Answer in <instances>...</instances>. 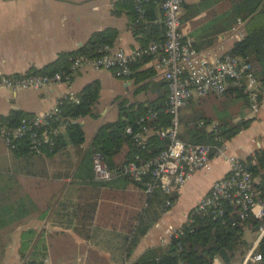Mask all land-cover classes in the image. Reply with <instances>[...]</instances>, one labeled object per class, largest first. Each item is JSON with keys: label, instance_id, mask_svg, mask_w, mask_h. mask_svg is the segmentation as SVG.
Returning <instances> with one entry per match:
<instances>
[{"label": "crops", "instance_id": "obj_1", "mask_svg": "<svg viewBox=\"0 0 264 264\" xmlns=\"http://www.w3.org/2000/svg\"><path fill=\"white\" fill-rule=\"evenodd\" d=\"M131 16V8L124 0H0V77L40 70L55 62L61 53L78 50L94 33L106 29L117 32L114 50L131 52L141 48L147 29L134 33ZM198 29L197 20L182 24V33L193 42ZM234 43L227 33L210 46L197 47L199 52L219 54L220 47L230 51ZM156 63L157 59L151 58L137 68L135 73L144 72L137 77L139 81L117 78L108 70L83 68L74 72L68 83L41 90H0L2 119L17 111L44 115L69 94L77 96L93 82L100 85L94 106L97 116L78 120L85 134L78 151L67 146L51 157H19L0 139V264H130L149 249H165L169 243L166 231L182 227L213 184L228 175V164L212 159L210 171L195 173L177 190L174 206L142 238L129 260L115 251L114 239L122 234L129 218L133 222L139 210L133 191L118 183L105 187L98 182L75 180L74 175L102 124L116 121L122 109L147 105L158 96L154 85L162 79ZM257 94L261 98L257 112L253 111L255 118L245 119L244 109L239 108L238 113L224 119L235 117L233 123L252 120L246 130L226 142L227 155L241 162L264 148V86L259 85ZM212 97L192 99L181 114L203 113L201 104ZM249 104L251 107L244 106L252 110L250 98ZM60 153L64 155L59 157ZM250 231L257 236L248 251L259 234L258 229ZM242 261L238 260L240 264Z\"/></svg>", "mask_w": 264, "mask_h": 264}, {"label": "trees", "instance_id": "obj_2", "mask_svg": "<svg viewBox=\"0 0 264 264\" xmlns=\"http://www.w3.org/2000/svg\"><path fill=\"white\" fill-rule=\"evenodd\" d=\"M131 8L130 27L134 33L137 30L145 31L146 37L141 48L150 43H161L164 39V26L160 21L161 0H150L144 5L145 14L143 19H139L134 12L132 2L124 0ZM183 16L181 24L199 18V29L194 36L193 47L199 51L198 44L204 46L212 45L221 36L230 33L235 27L237 20L244 23V35L231 47L229 54L237 57L253 68V75L259 85L264 86V0H197V3H183ZM117 37L116 30L106 29L94 33L88 42L74 52L61 53L58 59L52 64L40 69L33 70L28 74L51 76L56 73H69L70 59L76 56H84L91 59L102 55L105 47L112 48ZM151 58H145L131 65L132 74L129 78H137L142 73H135L138 67L146 63ZM146 71L145 73H150ZM159 91L155 100L147 105L137 104L129 108L122 109L118 119L114 122L102 124L96 131L88 149L78 165L74 175L75 180L96 182L92 173L93 156L100 155L108 168L118 172L124 165L133 162L136 158L142 160H152L156 158L166 147V141L160 140L157 135L150 136L144 147L134 143L131 136L126 134V129L131 128L134 132L139 131L138 121L144 118L149 111L159 113V122L148 123L149 127L164 129L168 126V116L164 114L168 97L167 84L164 80L154 85ZM100 93V85L93 82L84 87L77 94L78 103L64 101L59 106L58 121H50V128L60 130L55 136H51L52 145L43 144L40 153L32 150V142L29 134L14 140L13 147L10 148L15 155H46L51 157L67 146L80 148L85 141V134L78 120L87 116L96 117L94 106L96 105ZM231 99H240L247 105L250 93L245 88H231L225 95ZM261 96H257L260 101ZM34 115L22 112H13L8 117L0 119V127H5L7 131L13 132L25 119H31ZM232 119L218 120L212 119L201 113L190 115H180L179 138L186 144L204 145L211 149V158L214 157L215 149L228 142L241 131L246 130L252 120L240 119L233 123ZM159 123V125H157ZM212 123H217L216 130L211 129ZM45 128L37 131L41 133ZM252 177L253 192L257 200L264 202V148L256 150L253 155L247 157L243 162ZM149 176L141 180H135L128 176L119 175L105 187L118 183L125 185L133 191V199L137 201L139 210L132 220L129 218L123 225L122 234L116 236L115 251L119 255L129 260L143 237L158 223L161 217L174 206L178 199L177 191L170 195L164 194L160 188L155 187L151 193H146L145 184L149 181ZM99 183V182H98ZM124 189V188H123ZM128 199L127 195L124 196ZM170 203L168 207L166 204ZM221 216L199 215L195 212L189 214V222L184 224L177 238H172L165 252L161 249H149L139 259L130 264H211L214 258L220 257V251L227 253L230 264L238 257L242 261L247 253L242 250L243 234L246 228L250 230L264 227V219L249 217L245 221L238 218V208L224 204ZM257 252L262 256L264 264V236L259 242ZM32 262L29 264H38Z\"/></svg>", "mask_w": 264, "mask_h": 264}, {"label": "built area", "instance_id": "obj_3", "mask_svg": "<svg viewBox=\"0 0 264 264\" xmlns=\"http://www.w3.org/2000/svg\"><path fill=\"white\" fill-rule=\"evenodd\" d=\"M130 1L138 18L143 19L144 5L150 0ZM183 3L184 0H161L160 10L164 26V39L161 43H150L131 52L105 47L102 55L94 59L76 56L70 59L69 73H56L51 76L25 74L0 77V90L13 92L41 90L68 83L72 74L83 68L112 71L115 77L126 79L132 74L131 65L145 58H156L155 69L166 82L168 89L164 110V114L168 116V126L157 130L149 127L148 123L159 122V113L149 111L138 121L139 131L134 132L133 129L127 128L126 134L130 135L134 143L140 147H144L147 139L155 134L160 140L166 141L165 149L149 161L138 157L135 161L124 165L118 172L110 170L104 159L96 154L92 160L94 180L99 183H109L119 175L135 180L149 176L150 179L145 184L146 193H151L155 187H158L164 194L170 195L184 186L195 173L210 171L212 159H222L228 164V175L213 184L209 193L200 199L192 212L219 217L223 213V205L228 204L238 208L240 221H245L249 217L264 219V202L254 196L251 174L241 161L227 155L226 142L215 149L214 157L211 158L210 147L186 144L179 138L181 111L192 99L209 96L221 98L231 88H245L250 93L252 111L256 113L259 87L252 66L231 56L229 51H223L220 47L221 52L218 54L194 49L193 40L182 33ZM230 35L234 42L240 41L244 35V23L237 20ZM64 101L79 102L77 96L69 94L44 115H35L31 119L23 120L13 132L0 127V139L10 149L14 140L29 134L32 150L40 153L42 145L48 143L52 145L51 136L57 135L64 127L62 126L60 130L50 128V121H58L59 106ZM217 126V123H212L211 129L216 130ZM41 128H45L41 133L34 131ZM166 205L169 207L170 203ZM188 222L189 217L186 220V223ZM180 229L181 227L166 231L168 241L177 238L181 234ZM258 232L257 241L243 257L242 264H262L263 259L257 248L264 236V227L259 228ZM211 264L224 263L220 257H217Z\"/></svg>", "mask_w": 264, "mask_h": 264}, {"label": "rangeland", "instance_id": "obj_4", "mask_svg": "<svg viewBox=\"0 0 264 264\" xmlns=\"http://www.w3.org/2000/svg\"><path fill=\"white\" fill-rule=\"evenodd\" d=\"M195 0H185L186 4H193ZM197 3V2H196ZM197 21L199 22V18H197ZM251 99V98H250ZM247 106L251 107V105L248 103ZM244 103L240 99H216L214 97L211 98V101H207L206 103L201 104L200 111H202L206 116L211 117L213 119L218 120H224L226 116H230L231 114H236L239 111V108L244 109V118L245 119H253L255 118V114L249 107H245ZM209 109L213 110V113L210 112ZM192 113V110L190 111ZM201 113V114H203ZM228 119V118H227ZM74 151H78V147H72ZM64 154L60 153L59 157H62ZM67 156V154H66ZM257 234H253L250 229L246 228L244 230L243 234V241L244 244L242 245V250L248 251V248H250L255 241ZM165 252L164 249L162 251L157 252L163 253ZM231 264H240L238 262V257L232 260Z\"/></svg>", "mask_w": 264, "mask_h": 264}, {"label": "water", "instance_id": "obj_5", "mask_svg": "<svg viewBox=\"0 0 264 264\" xmlns=\"http://www.w3.org/2000/svg\"><path fill=\"white\" fill-rule=\"evenodd\" d=\"M219 256H220V259L223 261L224 264H230L227 253L224 250L220 251Z\"/></svg>", "mask_w": 264, "mask_h": 264}]
</instances>
